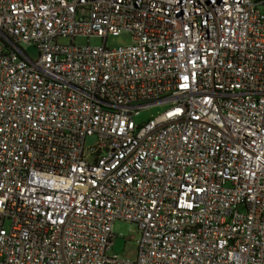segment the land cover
<instances>
[{"label":"built area","instance_id":"built-area-1","mask_svg":"<svg viewBox=\"0 0 264 264\" xmlns=\"http://www.w3.org/2000/svg\"><path fill=\"white\" fill-rule=\"evenodd\" d=\"M0 264H264V0H0Z\"/></svg>","mask_w":264,"mask_h":264},{"label":"rangeland","instance_id":"rangeland-1","mask_svg":"<svg viewBox=\"0 0 264 264\" xmlns=\"http://www.w3.org/2000/svg\"><path fill=\"white\" fill-rule=\"evenodd\" d=\"M58 43L60 45H70L71 41L69 39H59ZM103 43L101 38L98 37H77L74 41L76 46H92L98 47ZM132 43V39L129 35L122 34L117 37L109 36L106 39L105 45L108 48H118L130 45ZM21 48L27 54V56L31 59H35L37 57V52L30 46L21 45ZM164 110L163 106H154L143 110L140 115L134 118L135 123L139 124L148 119L157 116ZM92 144V140L88 139L85 144V149ZM112 234L117 237V240L114 242L112 246V251L109 252V255H115L122 261H133L137 255L139 240V232L137 228L126 222H116L112 229Z\"/></svg>","mask_w":264,"mask_h":264}]
</instances>
